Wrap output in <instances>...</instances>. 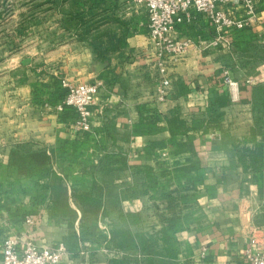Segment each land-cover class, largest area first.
Segmentation results:
<instances>
[{
    "label": "crops",
    "instance_id": "obj_1",
    "mask_svg": "<svg viewBox=\"0 0 264 264\" xmlns=\"http://www.w3.org/2000/svg\"><path fill=\"white\" fill-rule=\"evenodd\" d=\"M109 1L117 6L94 26L54 9L36 28L35 56L11 74L0 262L4 238L19 235L64 242L58 264H249V249L264 254V0L256 21L231 33V50L204 47L216 34L206 15L177 22L191 45L168 62L165 99L145 5ZM225 8L246 15L244 3ZM65 78L101 82L89 131L75 128V110L57 109ZM120 229L130 245H117Z\"/></svg>",
    "mask_w": 264,
    "mask_h": 264
},
{
    "label": "built area",
    "instance_id": "obj_2",
    "mask_svg": "<svg viewBox=\"0 0 264 264\" xmlns=\"http://www.w3.org/2000/svg\"><path fill=\"white\" fill-rule=\"evenodd\" d=\"M145 5L148 12L149 37L154 42L158 64L163 74L160 86V98L165 99L169 92L170 78L167 75L168 62L182 56L191 45L189 40L175 36L177 22L192 21L196 14H204L216 30V34L203 45L205 48H224L231 50L234 41L231 33L243 29L256 21L257 8L255 0H134ZM231 2L244 3L246 15L235 17L229 14L225 5ZM231 98L240 97V83L230 75L226 76ZM64 95L57 104L61 112L67 108L77 113L75 128L79 131L91 129L92 107L97 101L100 81H62ZM256 242V238H252ZM3 257L0 264H58L66 251L64 242L40 247L32 239L19 235H8L2 243ZM249 264H264V254L252 249L247 251Z\"/></svg>",
    "mask_w": 264,
    "mask_h": 264
},
{
    "label": "rangeland",
    "instance_id": "obj_3",
    "mask_svg": "<svg viewBox=\"0 0 264 264\" xmlns=\"http://www.w3.org/2000/svg\"><path fill=\"white\" fill-rule=\"evenodd\" d=\"M116 6L109 0H0V110L14 99L11 93L18 86L11 84V74L21 71L19 66L24 58L35 56L36 28L50 23L54 9L85 13L94 26L105 18L99 15L100 9ZM38 37L41 39V34ZM126 237L130 245L131 235Z\"/></svg>",
    "mask_w": 264,
    "mask_h": 264
},
{
    "label": "trees",
    "instance_id": "obj_4",
    "mask_svg": "<svg viewBox=\"0 0 264 264\" xmlns=\"http://www.w3.org/2000/svg\"><path fill=\"white\" fill-rule=\"evenodd\" d=\"M81 20H84L83 16L80 17ZM87 24H89V21L87 20ZM117 235L118 236H121V240H119V242H116L117 245L119 247H125L127 245V240L128 238L126 237V235H128V230H125V229H120V230H117ZM116 232H113V236L112 237H115L114 236V233L116 234Z\"/></svg>",
    "mask_w": 264,
    "mask_h": 264
}]
</instances>
